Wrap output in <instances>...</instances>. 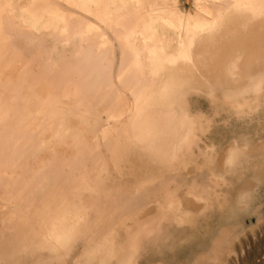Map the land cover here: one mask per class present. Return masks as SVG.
I'll return each mask as SVG.
<instances>
[{"label": "bare ground", "instance_id": "1", "mask_svg": "<svg viewBox=\"0 0 264 264\" xmlns=\"http://www.w3.org/2000/svg\"><path fill=\"white\" fill-rule=\"evenodd\" d=\"M76 1L0 0V264H69L77 253L72 264H128L156 213L121 203L100 175L121 178L123 193L129 175H148L165 149L156 122L163 106L242 55L240 38L216 55L218 40L193 35L185 47L182 36L137 32L158 18L179 35L226 24L224 32L234 26L256 39L264 29V0H193L187 15L173 16L180 0H86L100 24L89 25L93 47L74 63L56 64L54 56L37 65L52 42L21 27L16 2L22 12L63 21L69 35ZM82 24L72 28L84 32ZM127 28L137 38H125ZM231 247L218 264L239 263L228 259Z\"/></svg>", "mask_w": 264, "mask_h": 264}, {"label": "rangeland", "instance_id": "2", "mask_svg": "<svg viewBox=\"0 0 264 264\" xmlns=\"http://www.w3.org/2000/svg\"><path fill=\"white\" fill-rule=\"evenodd\" d=\"M76 2L81 10L72 16L69 35L63 21L22 12L16 2L21 27L52 42L37 65L54 56L56 64L74 63L76 53L93 47L89 25L100 24L89 11L96 10V4ZM195 6L193 0H180V7L170 14L187 15ZM78 22L82 29V22L87 25L84 32L72 28ZM231 27L224 32L226 24L220 30L199 26L179 35L175 24L158 18L137 32L141 38L152 29L168 38L182 36L185 47L193 35L203 42L218 40L216 55L222 44L231 48L240 38L242 55L234 63L237 66L217 68L208 82L179 89L174 100L163 106L156 122L160 139L166 137L167 157L163 153L150 161L148 175H129L130 187L124 193L121 178L115 175L113 181L100 175L102 182L113 183L121 203L131 201V206L156 213L147 234L132 243L128 264H218L229 246V260L264 264V29L255 32L256 39H248ZM127 29L125 38H137L132 28ZM77 256L69 255L68 263Z\"/></svg>", "mask_w": 264, "mask_h": 264}]
</instances>
